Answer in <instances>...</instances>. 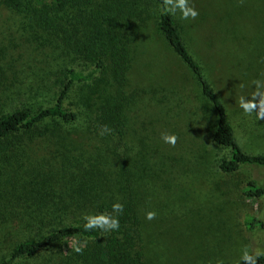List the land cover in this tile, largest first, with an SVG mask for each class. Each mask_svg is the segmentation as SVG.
I'll use <instances>...</instances> for the list:
<instances>
[{"label": "rangeland", "instance_id": "obj_1", "mask_svg": "<svg viewBox=\"0 0 264 264\" xmlns=\"http://www.w3.org/2000/svg\"><path fill=\"white\" fill-rule=\"evenodd\" d=\"M168 1L227 107L237 141L264 154V0ZM150 21L132 45L125 136L110 147L88 135L74 152L101 153L110 171L133 174L149 264H264L257 259L264 254V227L250 230L246 223L248 216L264 222V195L243 192L252 179L264 186V167L220 168L230 150L213 141L215 111ZM76 62L59 40L0 6V114L50 100L65 67ZM80 87L70 93L74 108ZM48 148L35 147L45 155ZM8 233L1 230L0 253L13 244ZM57 259L58 251L49 250L15 264Z\"/></svg>", "mask_w": 264, "mask_h": 264}, {"label": "trees", "instance_id": "obj_2", "mask_svg": "<svg viewBox=\"0 0 264 264\" xmlns=\"http://www.w3.org/2000/svg\"><path fill=\"white\" fill-rule=\"evenodd\" d=\"M0 6L59 40L77 61L65 67L50 100L0 114V237L8 230L13 238L0 264L49 250L58 251V264H149L133 174L110 171L101 153L74 151L88 135L110 147L125 136L132 45L150 20L215 111L213 141L230 150L220 168L264 167L263 153H249L237 141L227 107L168 0H0ZM77 83L81 95L74 108L68 100ZM40 142L54 161L35 149ZM243 192L259 198L264 186L252 179ZM246 223L250 230L257 223L264 227L253 216ZM257 259L264 262V254Z\"/></svg>", "mask_w": 264, "mask_h": 264}]
</instances>
